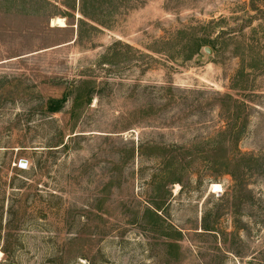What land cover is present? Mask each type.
<instances>
[{
  "label": "rangeland",
  "instance_id": "obj_1",
  "mask_svg": "<svg viewBox=\"0 0 264 264\" xmlns=\"http://www.w3.org/2000/svg\"><path fill=\"white\" fill-rule=\"evenodd\" d=\"M19 1L0 0V264H264V0H133L109 28ZM194 37L215 41L190 57Z\"/></svg>",
  "mask_w": 264,
  "mask_h": 264
},
{
  "label": "trees",
  "instance_id": "obj_2",
  "mask_svg": "<svg viewBox=\"0 0 264 264\" xmlns=\"http://www.w3.org/2000/svg\"><path fill=\"white\" fill-rule=\"evenodd\" d=\"M45 4L54 5L57 7L58 5L63 6L64 10L61 12V15L64 17L72 16L75 20V13H79L80 17L78 18V26L80 27L82 24L87 21H91L101 27L109 28L110 23L109 20L114 17L117 12L121 10H125L131 5V1L133 0H40ZM138 1V0H137ZM28 0H20L17 4V8L22 13L31 14L33 13V6L29 3ZM57 5V6H56ZM224 32V31H222ZM194 47L192 49V53L189 55L193 57L198 54L202 47L214 43V39L211 38H200L194 37ZM188 57V58H190ZM88 100L91 98L89 94ZM225 97L233 99L231 94H226ZM68 100L67 94H64L60 98H49L46 102V109L49 113H57L63 109L66 101ZM80 97L76 98V104ZM233 113V111H232ZM235 115V114H233ZM5 256V260L11 262L14 258V251L8 244L1 248Z\"/></svg>",
  "mask_w": 264,
  "mask_h": 264
},
{
  "label": "bare ground",
  "instance_id": "obj_3",
  "mask_svg": "<svg viewBox=\"0 0 264 264\" xmlns=\"http://www.w3.org/2000/svg\"><path fill=\"white\" fill-rule=\"evenodd\" d=\"M54 20V19H53ZM54 22H57V23H59L61 26H64L65 25V23H64V19L63 18H57V19H55V21ZM212 191H218V192H220V191H222V186H221V184H219V183H214L213 185H212Z\"/></svg>",
  "mask_w": 264,
  "mask_h": 264
},
{
  "label": "built area",
  "instance_id": "obj_4",
  "mask_svg": "<svg viewBox=\"0 0 264 264\" xmlns=\"http://www.w3.org/2000/svg\"><path fill=\"white\" fill-rule=\"evenodd\" d=\"M19 166H20L21 168H24V166L26 167V164L24 163V160H21V161H20Z\"/></svg>",
  "mask_w": 264,
  "mask_h": 264
},
{
  "label": "water",
  "instance_id": "obj_5",
  "mask_svg": "<svg viewBox=\"0 0 264 264\" xmlns=\"http://www.w3.org/2000/svg\"><path fill=\"white\" fill-rule=\"evenodd\" d=\"M204 50H205L206 52H208V53H211V52H212L211 48H210V47H208V46H207V47H205V48H204Z\"/></svg>",
  "mask_w": 264,
  "mask_h": 264
}]
</instances>
